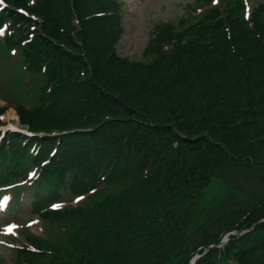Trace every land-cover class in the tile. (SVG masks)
Returning <instances> with one entry per match:
<instances>
[{
    "label": "trees",
    "instance_id": "16d2710c",
    "mask_svg": "<svg viewBox=\"0 0 264 264\" xmlns=\"http://www.w3.org/2000/svg\"><path fill=\"white\" fill-rule=\"evenodd\" d=\"M29 10L42 23L24 52L48 81L36 111L19 107L23 121L34 130L92 128L63 135V163L78 176L115 161L108 182L123 184L85 226L90 250L63 264H182L200 245L250 227L198 264H264V2L248 19L234 0L184 30L164 26L147 48L151 63L117 54L118 0H39ZM24 23L10 40L32 20ZM228 171L259 190L225 184ZM221 181L206 207L204 194Z\"/></svg>",
    "mask_w": 264,
    "mask_h": 264
},
{
    "label": "rangeland",
    "instance_id": "374dc122",
    "mask_svg": "<svg viewBox=\"0 0 264 264\" xmlns=\"http://www.w3.org/2000/svg\"><path fill=\"white\" fill-rule=\"evenodd\" d=\"M264 0H250V11L259 3ZM124 17V32L120 37L117 45V50L122 55L133 57L136 59L142 58V52L145 50V46L149 42L154 33V30L158 28V25H163L164 22L179 24L183 19L192 16V12L196 6L203 4L201 0H126L125 2ZM45 80V75L42 72H34L29 70L25 57L18 48L9 47L5 41L0 40V96L8 100H19L20 96L24 93L28 95H34L37 93L40 84ZM5 105V102L0 98V106ZM4 122L5 125L10 123H17L19 116L17 111L12 107H8L5 112ZM227 172L220 176L224 179L225 184L227 181L230 186L238 187L242 193L246 192V187L254 186L257 190L261 185H257L256 181H252L246 178L243 172H236L234 175L236 178L231 180L230 175ZM241 174V176L239 175ZM245 175V176H243ZM216 187L217 191L224 187ZM250 188V187H249ZM25 208L31 209V194L34 192L39 200L43 198L40 194L41 190L37 189L36 185H32L26 189ZM33 190V191H32ZM59 200L64 202L73 203L72 193L67 188H61ZM250 191H252L250 189ZM9 196L11 198V205L1 212V218L10 220L14 224L18 225L17 231L19 236H24L26 233V222L30 217L28 211H24L16 206V203L22 204L23 194L16 190H9ZM72 197V198H71ZM60 219V218H57ZM66 219V218H65ZM68 220V219H66ZM64 221V220H63ZM70 223V220H68ZM41 223H37L33 226V230L40 232ZM1 231V230H0ZM67 233L65 227L61 224L54 225V235L62 236ZM19 236L15 234H2L1 237L4 243L10 244L11 241H17ZM44 236L46 240H49L51 234L45 231ZM4 250V251H3ZM0 246V253L4 254V258L12 257V253H9Z\"/></svg>",
    "mask_w": 264,
    "mask_h": 264
},
{
    "label": "snow or ice",
    "instance_id": "6c2138e0",
    "mask_svg": "<svg viewBox=\"0 0 264 264\" xmlns=\"http://www.w3.org/2000/svg\"><path fill=\"white\" fill-rule=\"evenodd\" d=\"M213 2L215 3V2H217V0H213ZM245 3L247 4V0H245ZM21 11H23V9H21ZM245 15L247 16V15H249V13L246 11L245 12ZM7 27H8V25H4V26L0 27V34H3L5 32V29ZM2 118L3 117H0V119H2ZM93 191H95V190H93ZM5 199H7V198H5ZM76 199L77 200H81V199H83V197L82 196H77ZM51 206L53 208H59V207H61V204L57 203V204H53ZM16 227H18V225L14 224V223L13 224L6 225L5 226V231L6 232H10V233H14Z\"/></svg>",
    "mask_w": 264,
    "mask_h": 264
}]
</instances>
